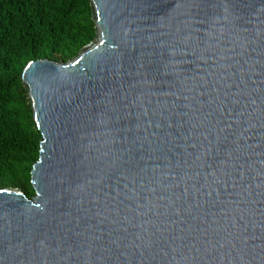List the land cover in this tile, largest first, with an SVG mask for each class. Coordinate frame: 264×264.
<instances>
[{
  "label": "water",
  "instance_id": "water-1",
  "mask_svg": "<svg viewBox=\"0 0 264 264\" xmlns=\"http://www.w3.org/2000/svg\"><path fill=\"white\" fill-rule=\"evenodd\" d=\"M94 39L22 71L34 195L0 264H264V0H90Z\"/></svg>",
  "mask_w": 264,
  "mask_h": 264
},
{
  "label": "trees",
  "instance_id": "trees-1",
  "mask_svg": "<svg viewBox=\"0 0 264 264\" xmlns=\"http://www.w3.org/2000/svg\"><path fill=\"white\" fill-rule=\"evenodd\" d=\"M95 37L90 0H0V190L31 198L39 133L21 75L32 61L67 62Z\"/></svg>",
  "mask_w": 264,
  "mask_h": 264
}]
</instances>
